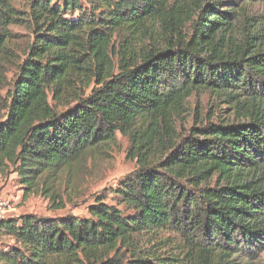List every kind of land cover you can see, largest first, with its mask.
Listing matches in <instances>:
<instances>
[{"label": "trees", "instance_id": "1", "mask_svg": "<svg viewBox=\"0 0 264 264\" xmlns=\"http://www.w3.org/2000/svg\"><path fill=\"white\" fill-rule=\"evenodd\" d=\"M23 2L0 0V173L60 210L119 137L134 169L86 216L0 219L1 264H252L264 0ZM205 94L212 112L188 127Z\"/></svg>", "mask_w": 264, "mask_h": 264}, {"label": "rangeland", "instance_id": "2", "mask_svg": "<svg viewBox=\"0 0 264 264\" xmlns=\"http://www.w3.org/2000/svg\"><path fill=\"white\" fill-rule=\"evenodd\" d=\"M14 3L17 6L25 5L23 0H14ZM255 7L264 13V3ZM11 28L22 34L27 31L24 26H12ZM211 105L210 97L207 94L192 96L189 99V111L192 115L189 117L187 126L189 127L193 123L195 113H198L201 118H206L212 112ZM119 141L120 147L113 151L111 160L101 162L96 168H90L85 174L75 177L78 182L77 188L72 194V200L60 210L49 209L48 201L43 197L31 195L25 198L22 189L16 182V176L0 173V196L8 197L12 202L8 217L18 216L22 213H32L42 217H57L65 214L86 216V207L93 201L94 195L105 194L109 201L110 189L114 188L121 179L134 169V161L127 159L125 155V139L119 137ZM11 241L9 236L0 233V247ZM253 255L252 264H264V252L255 250Z\"/></svg>", "mask_w": 264, "mask_h": 264}, {"label": "built area", "instance_id": "3", "mask_svg": "<svg viewBox=\"0 0 264 264\" xmlns=\"http://www.w3.org/2000/svg\"><path fill=\"white\" fill-rule=\"evenodd\" d=\"M12 202L8 197L0 196V219L8 217Z\"/></svg>", "mask_w": 264, "mask_h": 264}]
</instances>
